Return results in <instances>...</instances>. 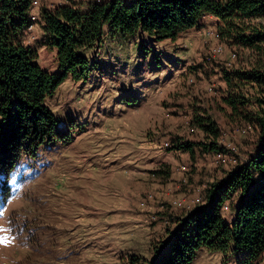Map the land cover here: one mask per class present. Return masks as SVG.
Returning <instances> with one entry per match:
<instances>
[{"label": "rangeland", "instance_id": "374dc122", "mask_svg": "<svg viewBox=\"0 0 264 264\" xmlns=\"http://www.w3.org/2000/svg\"><path fill=\"white\" fill-rule=\"evenodd\" d=\"M56 1L84 6L90 0L49 2ZM38 31L29 33L35 38L30 44L38 48L42 68L55 73L53 50L41 45ZM215 32L217 18L206 14L197 27L157 46L144 34L123 40L118 35L89 52L98 54L95 82L68 76L46 101L57 129L71 141L46 142L21 155L11 170L0 169V264H154L178 217L204 197L211 182L246 162L253 148V127L232 121L221 101V68L235 56ZM142 40L160 56H142L136 49ZM125 97L141 103L124 105ZM195 114L217 122L223 151L195 148L191 157L177 146L204 139L192 122ZM85 168L100 181L78 183L71 191L69 178ZM160 169L168 177L158 175ZM189 264L236 260L199 247Z\"/></svg>", "mask_w": 264, "mask_h": 264}, {"label": "trees", "instance_id": "16d2710c", "mask_svg": "<svg viewBox=\"0 0 264 264\" xmlns=\"http://www.w3.org/2000/svg\"><path fill=\"white\" fill-rule=\"evenodd\" d=\"M31 0H0V169L9 171L21 155L33 154L44 143H68L47 107V99L69 76L88 82L105 40L145 34L154 41L174 40L198 26L203 15L217 18L220 40L232 47L235 62L221 68V101L232 121L255 130L246 162L227 171L206 188L203 202L183 217L168 247L154 264H189L199 247L221 253L236 264H254L264 256V0H110L81 10L61 5L42 8L38 27L41 45L55 48L58 70L50 73L38 62V48L26 42ZM122 43V42H121ZM139 53H153L142 40ZM99 63V62H98ZM253 108V109H251ZM192 122L202 132L201 141L178 143L194 156L223 151L221 129L208 115L195 114ZM168 177V171L158 170ZM234 193L238 203L230 223L221 207Z\"/></svg>", "mask_w": 264, "mask_h": 264}, {"label": "crops", "instance_id": "0c3cea01", "mask_svg": "<svg viewBox=\"0 0 264 264\" xmlns=\"http://www.w3.org/2000/svg\"><path fill=\"white\" fill-rule=\"evenodd\" d=\"M49 1H51V0H48V1H46V2H44V3H42V6L40 7V9H39V13H40V11H41V9L42 8H44V9H47V10H54L56 7H58V6H61V5H69V6H72L73 8H80L81 10H85V9H88V7L92 4V3H100V2H98V1H96V0H90V1H87L86 2V4L84 5V6H77L74 2H71V3H69V2H63V1H56V3H54V2H49ZM107 1H110V0H107ZM102 2H104V1H102ZM38 34H39V38H41L42 37V35H43V32H42V30L41 29H39V31H38ZM145 35V34H144ZM147 38V37H146ZM145 38V39H146ZM148 38L150 39V41L152 40L149 36H148ZM166 40H169V39H165V40H162V41H154V40H152L153 41V45H155L156 44V46H157V44H160V43H162V42H165ZM107 40H105V42H106ZM152 47V46H151ZM156 48V47H155ZM154 47H152V50H153V53L154 54H156V56H160L159 54L157 55V52L155 51L156 49H155ZM52 50H53V55H54V59H56V50H55V48H52ZM91 52V51H90ZM92 52H95V50L94 51H92ZM97 52H99V50H97ZM44 53H46V52H44ZM94 55V53H89V55H88V57H92ZM142 56H145V54L144 55H142ZM155 56V55H154ZM114 58H115V56H114ZM145 58H147V56H145ZM38 60H39V54H38ZM97 61L99 62V59H97ZM39 62V61H38ZM105 64L107 63V62H105V61H103ZM40 64V63H39ZM107 65V64H106ZM105 65V66H106ZM40 66L41 67H43L41 64H40ZM45 69V68H44ZM95 82V80L94 79H91V80H89L87 83L85 82V83H83V84H85V85H87V84H92V83H94ZM220 82L222 83V86H224V83H223V81L220 79ZM76 83H80V82H76ZM224 88V87H223ZM124 100L125 101H123V102H120V103H123L124 105H127V106H129V105H133V106H135L136 107V105L138 104V103H141V99H137V98H134V99H130V98H128V97H125L124 98ZM90 130L89 129H87V132H89ZM92 131H93V133H95V129H92ZM103 133H104V131H102ZM123 142V141H122ZM131 151V150H130ZM152 152H153V150H151L150 151V153L152 154ZM156 152H158V153H161V150H157ZM151 157H153V155H151ZM150 157V160H152V158ZM150 162V161H149ZM150 163H152V162H150ZM90 166L91 165H89L88 166V168H90ZM93 167H96V166H93ZM96 168H99V167H96ZM85 169H87V168H85ZM231 169H233V167H231ZM91 170V169H90ZM91 173L90 172H88V169L86 170V171H84L83 173H77L76 175H72L70 178H69V181L68 182H71V184H72V190L71 191H73V192H75L76 191V189H78L77 187H76V184H78V183H83V182H85V181H87V182H90V180H95V181H100V179L98 178V177H96V178H93L91 175H90ZM225 174V173H224ZM57 177V176H56ZM56 177H55V179H56ZM111 177L110 176H106V177H104V182L105 183H110V179ZM59 179V178H58ZM150 180H152V178L150 179ZM58 182L59 181H56L55 182V185H54V188H55V190L57 191L56 193H59V191H61L62 189V187L60 186V185H58ZM59 183H61V182H59ZM75 185V186H74ZM145 190H150V187L148 188H146ZM203 202V198H201V197H197L195 200H194V203H193V205H192V208L191 209H189V210H186L185 211V213H183V216L184 215H186L188 212H190L195 206H197L198 204H201ZM237 203H238V195H237V193H234L233 194V196L231 197V199H229V200H226L225 201V203L223 204V206L221 207V215H222V217H223V219L226 221V222H228V223H230L231 221H232V219H233V217H234V213H235V209H236V206H237ZM182 215H181V217H183ZM130 218H133V219H135V218H137L136 217V215L134 216V217H130ZM161 218H164L163 216H161ZM132 225H134V224H132ZM261 259H264V256L261 258ZM258 263V262H257Z\"/></svg>", "mask_w": 264, "mask_h": 264}, {"label": "built area", "instance_id": "2783aa9c", "mask_svg": "<svg viewBox=\"0 0 264 264\" xmlns=\"http://www.w3.org/2000/svg\"><path fill=\"white\" fill-rule=\"evenodd\" d=\"M46 1H48V0H31L30 14H29L30 24H29V26L27 28V36H26V42L27 43H30L31 39H35L34 37H30L29 33L33 30V28L34 29H36V28L39 29L38 21H39L40 17H39V12L38 11H39L40 7L42 6V3L46 2ZM96 1L102 2V1H107V0H96ZM214 35H215V37L219 38L217 32H215ZM38 38H39V36H38ZM218 51H219V48H218Z\"/></svg>", "mask_w": 264, "mask_h": 264}, {"label": "snow or ice", "instance_id": "6c2138e0", "mask_svg": "<svg viewBox=\"0 0 264 264\" xmlns=\"http://www.w3.org/2000/svg\"><path fill=\"white\" fill-rule=\"evenodd\" d=\"M0 230H3V229H0Z\"/></svg>", "mask_w": 264, "mask_h": 264}]
</instances>
